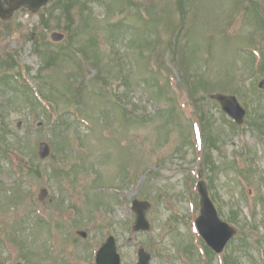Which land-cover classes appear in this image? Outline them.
<instances>
[{
	"label": "rangeland",
	"instance_id": "obj_1",
	"mask_svg": "<svg viewBox=\"0 0 264 264\" xmlns=\"http://www.w3.org/2000/svg\"><path fill=\"white\" fill-rule=\"evenodd\" d=\"M83 2L82 13L75 9L71 17L48 21L54 25L42 37L47 34L60 55L41 72L43 59L33 45L41 36L34 29L39 13L0 18V50L18 54L23 70L30 69L24 82L42 88L48 99L42 104L58 117L18 90L12 91L22 103L0 88L15 150L11 159H0V264H94L93 252L110 234L124 264H137L140 247L151 254L150 264H223L222 254L207 257L203 244L195 243L200 171L220 216L237 229L236 244L224 255L233 250L235 264H264V202L257 198L264 194V145L258 132L248 125L232 129L215 100H203L196 110L216 121L209 128L222 138L212 172L196 144L191 125L197 119L183 90L194 84L184 77L196 75L207 90L240 89L252 114L264 104L258 87L264 76L252 71L253 52L247 50L259 49L256 61L264 53V32L256 23L258 16L264 19V0H245L240 7L237 0H184L183 12L178 0ZM54 30L66 34L64 42L49 39ZM42 141L51 148L44 160L38 155ZM194 143L196 149L190 148ZM43 189L48 194L42 199ZM136 198L152 202L145 233L132 231ZM232 209L238 211L233 223ZM191 240L195 262L183 253Z\"/></svg>",
	"mask_w": 264,
	"mask_h": 264
},
{
	"label": "water",
	"instance_id": "obj_2",
	"mask_svg": "<svg viewBox=\"0 0 264 264\" xmlns=\"http://www.w3.org/2000/svg\"><path fill=\"white\" fill-rule=\"evenodd\" d=\"M48 0H15L11 2V7L7 10L13 12L17 8L25 5L33 11L39 10ZM2 0H0L1 5ZM0 10L3 12L2 7ZM8 17V15H4ZM55 40L62 38L57 33L53 34ZM217 99L222 103L223 109L234 117L238 122H241L245 111L241 108L235 96L217 95ZM49 147L42 143L40 147V155L45 158L49 155ZM201 216L197 219V226L205 239L218 251H221L225 244L233 237L235 230L225 222L219 220L217 211L213 203L208 197L206 187L201 182ZM149 204L135 202V208L138 213V222L136 229H146L149 227L145 220V210ZM120 258L116 252L115 240L110 237L106 244L98 253V264H119ZM141 264H146V259L141 260Z\"/></svg>",
	"mask_w": 264,
	"mask_h": 264
},
{
	"label": "trees",
	"instance_id": "obj_3",
	"mask_svg": "<svg viewBox=\"0 0 264 264\" xmlns=\"http://www.w3.org/2000/svg\"><path fill=\"white\" fill-rule=\"evenodd\" d=\"M58 1H63V0H58ZM78 1H80V0H78ZM130 1L132 2V0H130ZM74 3H75V0H64L62 6L67 8L68 12H70L71 9L73 8ZM178 4H179L180 10L183 11V9H184V0H178ZM35 45H36L37 50L41 51L42 45H40V43L38 41L35 43ZM45 56H46V54H45ZM48 57H49V55L47 56V58ZM0 64H8V65H10L11 66L10 69L7 68L8 71H14L15 69L18 68V71H15L16 76H20L21 75V72H20L21 68H20V65L18 64L16 56L14 57V56L9 55L8 59H5V60H3L0 57ZM21 71H22V69H21ZM260 72L264 73V65L262 67H260ZM15 79L16 78H15L14 73H12L10 75L2 74V73L0 74V83L3 84V85L7 84L10 87L12 85L20 87V84ZM32 101L38 102L37 96L32 95ZM5 111L6 110H5L4 106H1V109H0V114H1L0 115V122L2 124L1 125L2 133H0V134H3V129H4V127H6V120H5L6 119V112ZM1 142L2 141L0 140V145H1Z\"/></svg>",
	"mask_w": 264,
	"mask_h": 264
}]
</instances>
